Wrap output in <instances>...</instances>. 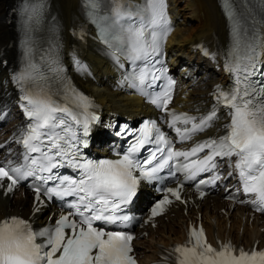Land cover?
<instances>
[{
    "label": "snow or ice",
    "instance_id": "snow-or-ice-1",
    "mask_svg": "<svg viewBox=\"0 0 264 264\" xmlns=\"http://www.w3.org/2000/svg\"><path fill=\"white\" fill-rule=\"evenodd\" d=\"M84 3L90 18L98 25L102 42L133 64L141 62L140 70H134L129 78L132 87L147 95L145 87H150L160 77L146 69L152 58L161 54L162 44L172 32L165 0H112L113 7L107 16L99 13V0H84ZM221 3L230 24L232 47L227 53L226 68L237 74L234 87L228 91L218 89L213 94L212 110L199 118L169 109L175 81H169L151 103L170 113V127L181 141L191 140L195 133L211 127L222 106L228 109L229 115L224 134L197 142L185 151L176 148L154 123L146 122L124 155L98 161L81 157L79 145L86 146L87 141L71 132L60 114H67L76 124L83 125L85 136L90 123L99 117L87 113L86 98L81 97V119L36 82L32 63L35 49L30 30L34 17L26 18L21 42L25 66L13 76L21 88L27 83L34 89L25 91L22 96L21 107L29 123L21 132L19 142L26 151L21 165L12 166V161H8L0 166V188L11 193L19 181L27 177L44 183L59 180L57 187L45 189V195L73 197L69 205L73 211L62 215L54 227L39 232L23 218L0 219V264H137L131 254L135 239L132 232L106 230L96 226V222L127 228L129 218L116 216L115 211L136 196L139 177L158 179L156 174L179 158L187 161L182 163V170L194 178L200 172L215 169L217 157H235L232 166L237 172L240 190L251 197L245 202L253 205L256 211L264 212V81L254 79L257 74L264 76V59H261L264 55V15L259 21L250 23L255 21L256 15L253 0H221ZM260 6L264 7V0H260ZM122 20L125 22L121 23ZM115 58L119 60V56ZM147 145L153 147L146 148ZM141 150L149 153L142 162L136 158ZM33 153L39 155H31ZM200 153H204L203 157ZM154 161L155 165L148 167ZM63 163L78 169V178L56 176L53 169ZM42 173L49 175H38ZM5 179L7 184H4ZM205 182L200 181L201 184ZM168 192L180 200V188H169ZM204 195L201 191L200 196ZM35 200H41L40 187L35 188ZM170 203L171 200L164 197L152 208L151 215H159L164 205ZM173 251L180 254L179 264H264V250L255 246L244 249L227 242L219 248L213 247L202 226L193 227L188 243L175 246Z\"/></svg>",
    "mask_w": 264,
    "mask_h": 264
},
{
    "label": "bare ground",
    "instance_id": "bare-ground-1",
    "mask_svg": "<svg viewBox=\"0 0 264 264\" xmlns=\"http://www.w3.org/2000/svg\"><path fill=\"white\" fill-rule=\"evenodd\" d=\"M15 1L0 0V106L9 105L16 98L10 74L14 69L11 63L17 56L15 49L17 31L14 13H9ZM50 2L53 6L52 13L57 16L55 21L61 35L63 59L69 66L76 84L95 95L104 115L108 118H112L114 113L134 115L147 110L138 98L130 97L121 90L117 84L121 78L119 71L93 50L90 41L79 56L84 66L74 68L77 61L71 56L70 45L74 39L70 28L75 26L78 0ZM169 3V13L171 12L177 27L167 40L166 50L171 56L173 66L181 67L180 85L173 103L179 102L181 108L189 111H202L210 103L209 93L214 89V85L225 82L226 76L220 69V60L202 57L194 49V44L202 41L210 49L215 46L223 47L228 39L227 22L218 0H169ZM194 75L197 76V80L195 84L190 85ZM11 114L14 119L3 127L6 131L4 135L11 132L12 122L18 120L13 106ZM224 117L219 115L212 128L217 129ZM11 212L28 215L31 212L30 198L28 200L19 194L12 197L0 196V217ZM196 214H201L210 238L227 236L249 246L259 239V246L264 242V232L260 231L263 226V223H260L262 217L255 216L252 222L248 223V215L244 209L240 207L230 209L227 201L219 195H214L203 201L190 202L186 206L175 208L164 218H159L154 228H145L147 235L134 242L135 251L142 264L157 259L160 250L172 244L174 240L183 239L187 221H193Z\"/></svg>",
    "mask_w": 264,
    "mask_h": 264
}]
</instances>
